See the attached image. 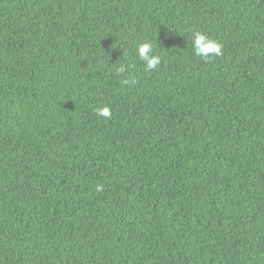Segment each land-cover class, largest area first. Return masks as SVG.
I'll return each instance as SVG.
<instances>
[{
    "label": "trees",
    "instance_id": "obj_1",
    "mask_svg": "<svg viewBox=\"0 0 264 264\" xmlns=\"http://www.w3.org/2000/svg\"><path fill=\"white\" fill-rule=\"evenodd\" d=\"M0 264H264V0H0Z\"/></svg>",
    "mask_w": 264,
    "mask_h": 264
},
{
    "label": "clouds",
    "instance_id": "obj_2",
    "mask_svg": "<svg viewBox=\"0 0 264 264\" xmlns=\"http://www.w3.org/2000/svg\"><path fill=\"white\" fill-rule=\"evenodd\" d=\"M192 49L193 54L205 62L215 60L217 57L223 55V45L218 40L195 29L192 30ZM135 51L139 59L146 62L145 71L156 69L161 64V56L155 51L151 41L146 40L137 44ZM95 112L98 118L108 120L112 117V111L107 104L98 106ZM95 190L98 193L103 192L104 185L97 184Z\"/></svg>",
    "mask_w": 264,
    "mask_h": 264
}]
</instances>
